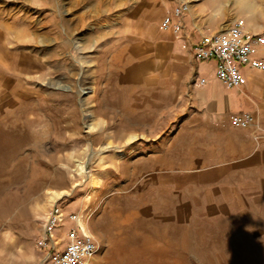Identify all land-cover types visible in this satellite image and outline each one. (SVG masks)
<instances>
[{
    "label": "rangeland",
    "instance_id": "374dc122",
    "mask_svg": "<svg viewBox=\"0 0 264 264\" xmlns=\"http://www.w3.org/2000/svg\"><path fill=\"white\" fill-rule=\"evenodd\" d=\"M183 1L199 33L264 35V0ZM156 2L0 0V264H51L52 209L88 217L92 264H264V174L219 173L188 55L146 38L172 7Z\"/></svg>",
    "mask_w": 264,
    "mask_h": 264
},
{
    "label": "crops",
    "instance_id": "0c3cea01",
    "mask_svg": "<svg viewBox=\"0 0 264 264\" xmlns=\"http://www.w3.org/2000/svg\"><path fill=\"white\" fill-rule=\"evenodd\" d=\"M154 1H157L156 4L159 7L166 6V0ZM169 1L172 7L158 25L161 32L157 35L149 33L146 36L152 43L150 47L153 48V40L157 39L155 40L156 51L169 49L172 52L188 55L187 62L191 66L190 74L186 76L190 79L188 94L192 104L199 109L198 112L205 115L203 118L193 120V124L198 126L201 134L208 135L210 144L214 140L215 147L218 149V158L221 160L222 169L219 173L224 174V180L230 179L234 184L242 182L245 176L254 180L257 175L264 174V70L242 67L245 83L239 88H227L215 77L213 61L197 62L192 57L191 45L200 38V33L194 29V25L189 23L190 9L183 15V27L180 32L173 33L161 28L164 18L170 17L175 20L173 9L180 0ZM145 3L149 6L147 1ZM242 21L246 29L263 35L258 26L245 19ZM232 23L224 28L212 27L208 33L226 29ZM253 56L264 61V45L256 47ZM208 66L211 72L207 74L202 68ZM199 79H204L205 83L199 84ZM241 113L252 114L262 128L258 140L253 138L252 129L232 125V116ZM257 179L261 181V177Z\"/></svg>",
    "mask_w": 264,
    "mask_h": 264
},
{
    "label": "built area",
    "instance_id": "2783aa9c",
    "mask_svg": "<svg viewBox=\"0 0 264 264\" xmlns=\"http://www.w3.org/2000/svg\"><path fill=\"white\" fill-rule=\"evenodd\" d=\"M189 12V4L179 1L170 17L163 19L161 28L178 33L183 27L182 18ZM264 45V36L246 29L243 23L235 20L228 28L213 33H200V38L192 43V57L197 62L213 61L215 77L227 88H239L246 79L242 67L264 70V61L253 56L256 47ZM204 79H199L203 85ZM235 127L252 129L253 138L258 140L262 128L249 113L232 116ZM86 216L75 213L63 217L58 209H52L41 223V234L37 245L45 252L51 264H92L99 246L94 236L86 228ZM67 220L71 226L66 232V243L56 236V229Z\"/></svg>",
    "mask_w": 264,
    "mask_h": 264
}]
</instances>
